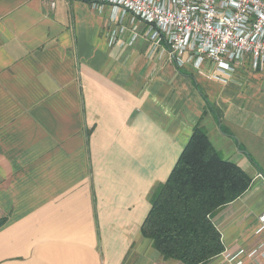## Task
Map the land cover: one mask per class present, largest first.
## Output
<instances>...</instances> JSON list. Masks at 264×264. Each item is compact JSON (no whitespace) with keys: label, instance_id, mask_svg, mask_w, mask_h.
<instances>
[{"label":"crops","instance_id":"1","mask_svg":"<svg viewBox=\"0 0 264 264\" xmlns=\"http://www.w3.org/2000/svg\"><path fill=\"white\" fill-rule=\"evenodd\" d=\"M108 9L0 0V264H180L140 230L196 125L252 180L212 219L224 252L264 245V73L179 68Z\"/></svg>","mask_w":264,"mask_h":264},{"label":"built area","instance_id":"2","mask_svg":"<svg viewBox=\"0 0 264 264\" xmlns=\"http://www.w3.org/2000/svg\"><path fill=\"white\" fill-rule=\"evenodd\" d=\"M92 9L108 7L109 22L130 19L146 26L151 50L163 49L177 67L226 82L247 66L264 73V0H88ZM53 9L55 0H49ZM123 29H120L122 31ZM109 45L117 31L108 34ZM213 69L212 75L204 68ZM256 234L264 231V211ZM264 245L224 252L227 264H264Z\"/></svg>","mask_w":264,"mask_h":264},{"label":"trees","instance_id":"3","mask_svg":"<svg viewBox=\"0 0 264 264\" xmlns=\"http://www.w3.org/2000/svg\"><path fill=\"white\" fill-rule=\"evenodd\" d=\"M251 182L196 125L167 180L154 185L148 196L150 210L141 236L163 261L206 264L225 250L213 217L241 197ZM5 223L0 219V228Z\"/></svg>","mask_w":264,"mask_h":264},{"label":"rangeland","instance_id":"4","mask_svg":"<svg viewBox=\"0 0 264 264\" xmlns=\"http://www.w3.org/2000/svg\"><path fill=\"white\" fill-rule=\"evenodd\" d=\"M109 10V9H108ZM109 12V11H108ZM246 68H248L247 66H245V67H243V69H246ZM242 69V68H241ZM249 251V250H248ZM156 253V252H155Z\"/></svg>","mask_w":264,"mask_h":264}]
</instances>
